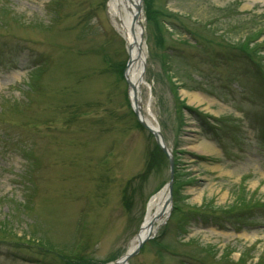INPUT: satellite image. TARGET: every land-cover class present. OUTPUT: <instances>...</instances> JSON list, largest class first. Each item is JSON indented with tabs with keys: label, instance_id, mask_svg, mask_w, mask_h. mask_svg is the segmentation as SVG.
Here are the masks:
<instances>
[{
	"label": "rangeland",
	"instance_id": "374dc122",
	"mask_svg": "<svg viewBox=\"0 0 264 264\" xmlns=\"http://www.w3.org/2000/svg\"><path fill=\"white\" fill-rule=\"evenodd\" d=\"M50 1L0 0V264H107L167 160L130 109L108 0ZM140 4L141 97L173 180L126 264H264V0Z\"/></svg>",
	"mask_w": 264,
	"mask_h": 264
},
{
	"label": "bare ground",
	"instance_id": "6f19581e",
	"mask_svg": "<svg viewBox=\"0 0 264 264\" xmlns=\"http://www.w3.org/2000/svg\"><path fill=\"white\" fill-rule=\"evenodd\" d=\"M107 8L111 15L117 31L123 37L126 43L127 56L129 64L125 68L124 76L128 82V97L133 99L135 94L138 107L140 109V118L150 127H158L149 109V100H143L141 97V88L148 86L142 75V67L145 59L144 46L139 35V18L141 13L140 0H108ZM169 149V148H168ZM167 197L166 189L162 188L151 196L148 200L145 213L140 224V228L135 236L130 240L125 251L130 250L136 242L146 235L150 224L153 227L161 222L158 215L163 209ZM168 210L166 209V212ZM119 262V261H118ZM114 264V263H107ZM118 264V263H116Z\"/></svg>",
	"mask_w": 264,
	"mask_h": 264
},
{
	"label": "water",
	"instance_id": "95a60500",
	"mask_svg": "<svg viewBox=\"0 0 264 264\" xmlns=\"http://www.w3.org/2000/svg\"><path fill=\"white\" fill-rule=\"evenodd\" d=\"M138 26H139L140 39L142 41V38H141V36H142L141 28L142 27H141V24H138ZM141 45H142V43H141ZM128 64H129V59H127L125 68L128 66ZM125 68H124L123 72L125 71ZM124 78H125V76H124ZM125 80H126V78H125ZM126 82H127V80H126ZM127 84H128V82H127ZM133 97L134 98H133V102H132V109H133V112H134V114L136 116V119L138 120V122L140 123V125L142 127L147 129L153 135L156 144L158 145L160 150L163 152V154L166 156L167 161H168L169 174H168V180H167V182H166V184L164 186V189H166V192H167V197L165 199V202H164V205H163V209H162L161 213L158 215L159 217H161L166 212V209L169 207L170 201H171V186H172V179H173V167H172L173 166V158H172V155H171L170 151L168 150V148L164 145L159 130L157 128H152V127L148 126L146 124V122L143 121L140 118V109L138 107L135 94H133ZM151 233H152V228H151V224H150L149 229L146 232V235L141 237L136 242V244L133 246V248L128 250L119 259L115 260L112 263H114V264H116V263H118V264H126L127 260L138 252V250L141 247L142 243L150 238Z\"/></svg>",
	"mask_w": 264,
	"mask_h": 264
},
{
	"label": "trees",
	"instance_id": "16d2710c",
	"mask_svg": "<svg viewBox=\"0 0 264 264\" xmlns=\"http://www.w3.org/2000/svg\"><path fill=\"white\" fill-rule=\"evenodd\" d=\"M60 0H51L50 1V5H49V7H53V6H55L58 2H59ZM239 46L241 47V45L239 44ZM239 50H240V48H239ZM241 50H243V51H245V53H248L249 51H247L246 49H245V47H242V49ZM261 75L263 76V74L261 73ZM156 146V145H155ZM158 149V148H157ZM159 150V149H158ZM151 166L152 165V162H150V161H148V166ZM144 172H145V170L143 171V173H142V175L144 174ZM121 203L123 204V206H124V208H125V210H129V208H130V206H131V197L129 196V193L128 192H125L122 196H121ZM208 250H206V249H204L203 248V250H202V252L204 253V254H202V255H198V258H199V260H201L204 256H205V254H206V252H207ZM201 252V251H200ZM211 256H213V255H211ZM201 257V258H200ZM213 259H214V256L209 260H207L205 263H207V262H214V263H216V261H213ZM243 264H245V263H243Z\"/></svg>",
	"mask_w": 264,
	"mask_h": 264
}]
</instances>
